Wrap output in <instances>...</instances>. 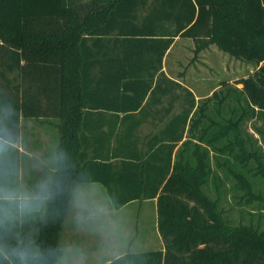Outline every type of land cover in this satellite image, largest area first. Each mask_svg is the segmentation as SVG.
<instances>
[{
	"label": "trees",
	"instance_id": "16d2710c",
	"mask_svg": "<svg viewBox=\"0 0 264 264\" xmlns=\"http://www.w3.org/2000/svg\"><path fill=\"white\" fill-rule=\"evenodd\" d=\"M82 1L0 0V129L12 133L14 145L22 118H55L61 134L52 195L32 214L38 213V236L27 243L31 215L18 217L23 226L15 237L0 218V246L31 245L48 255L46 219L59 209V232L75 184L87 183L100 185L115 211L155 201L163 251L110 264H264V231L233 229L219 200L204 192L221 186L212 160L246 205L264 202L254 193L256 182L264 186V154L243 131L246 123L262 122L255 132L264 143V0ZM99 7L107 8L103 15ZM176 39L192 41L195 57L215 47L258 69L196 102L162 71ZM176 105L181 114L163 124ZM89 115L98 123H89ZM158 117L163 127L140 139L142 125ZM73 121L68 144L65 123Z\"/></svg>",
	"mask_w": 264,
	"mask_h": 264
},
{
	"label": "rangeland",
	"instance_id": "374dc122",
	"mask_svg": "<svg viewBox=\"0 0 264 264\" xmlns=\"http://www.w3.org/2000/svg\"><path fill=\"white\" fill-rule=\"evenodd\" d=\"M83 0L81 3H86ZM99 14L103 15L107 8L99 7ZM193 44L188 40L176 39L171 50L165 56L163 61V73L166 78L174 80L176 83H181L188 89H191L195 94L203 95L204 98L211 96V94L219 89L220 84H227L228 86H235V83L241 79L251 76L258 68L255 65L246 64L241 61L234 60L228 55L218 51L215 47H209L206 51L200 53L197 57L193 55ZM71 68L74 67L76 60L74 57L70 58ZM237 88H241L237 86ZM75 93V90L73 91ZM77 96L74 94L73 107L77 106ZM182 107L176 105L170 115L164 119L167 123L172 117L178 116L182 112ZM167 106L161 105V114ZM159 118H155L157 124L145 123L142 125L140 135L143 138L149 132L156 133L157 130L163 127L159 122ZM61 125V123H60ZM64 138L68 141V135H71L72 130L77 126L76 121L68 124L65 123ZM157 126L156 129L153 127ZM256 128H263L260 121H251L243 126V131L248 134L249 138L257 141L258 148L264 154V143L261 137L255 132ZM26 133V132H25ZM61 134L58 131V145L60 146ZM68 144L65 150H69ZM57 151V150H56ZM66 163L69 164L72 158L68 152H65ZM57 161V159H56ZM70 166H72L70 164ZM255 165L250 164V168ZM211 168L217 173L221 186L219 190L215 189L213 184L205 188L204 192L212 200H219V212H221L224 222L234 228H248L253 226L260 231H264V202L254 201L249 205L241 200L242 194L234 191V180L232 178L226 179V175L215 169V165L211 160ZM40 176V174H37ZM71 178L73 173L70 175ZM66 177L67 174H66ZM248 178L250 182L254 183L251 174ZM6 178L0 175V181L3 182ZM39 180V179H38ZM87 183H76L74 186L73 196L67 203L68 217L61 227L58 223L60 219L59 209L53 211L51 218L46 219L43 229V239L48 252L49 264H63L64 261H80V264H99L102 258L107 254L115 259L119 255H123L120 251L125 245L131 243L133 235L143 234L145 227H151L152 223L149 221V213H144L142 218L137 220L136 216L132 214L130 208L124 210V218L120 214L108 216L105 215L104 200H109V197L103 188L90 187ZM255 194H261L264 198V186L260 182H256L254 186ZM38 188H34V192ZM104 191H103V190ZM89 195V196H88ZM80 196V197H79ZM89 197V199L87 198ZM91 197V198H90ZM39 212V210L37 211ZM94 212L95 214H92ZM38 213L34 214L29 222L27 230V243L33 244L34 237L38 236V229L36 228V221ZM85 214V215H84ZM87 215H92L88 218ZM67 218V220H66ZM4 225L11 231L12 236H17L21 231L22 223L19 218L15 220L4 219ZM48 220V221H47ZM19 226L15 230V225ZM138 227V229H137ZM148 240L153 239L151 233H147L144 244ZM135 240V239H134ZM155 241V240H154ZM152 241L151 246L154 247ZM113 247V252L109 249ZM120 249L117 251L116 249ZM146 247V246H145ZM75 248V252H71ZM137 249L134 246L133 250ZM58 250V253L56 252ZM108 258V257H107Z\"/></svg>",
	"mask_w": 264,
	"mask_h": 264
},
{
	"label": "crops",
	"instance_id": "0c3cea01",
	"mask_svg": "<svg viewBox=\"0 0 264 264\" xmlns=\"http://www.w3.org/2000/svg\"><path fill=\"white\" fill-rule=\"evenodd\" d=\"M190 42L192 43V41ZM57 68H58V64H57ZM56 72H57L56 78L58 79V71ZM17 75H18L17 72L11 73L9 74V79H14V78L16 79ZM178 84L183 86L181 83H178ZM15 86H17V82H15L13 85H10L9 88L10 87L12 88ZM186 89L193 94L196 102L204 99L203 95L195 94V92H193L191 89H188V88ZM103 115L105 118L104 122L107 124L109 122V119L111 118L110 114L104 113ZM121 116H122V113L119 114L120 118H122ZM87 119H88V122L91 124L98 123V120L93 115L92 116L89 115ZM58 122H59L58 119H55V118H48V119L22 118L20 121L19 140L16 144L12 145L9 156L15 162V165H16V175H15L16 184L22 190H25L28 193H33L34 188H38L42 182L47 181L49 182L50 186L52 185L51 178L57 170V161H56L57 151L56 150H57V143H58V129H57ZM155 122L157 121L149 119V123H155ZM104 130L106 131V128H104ZM37 174H40V176H37ZM89 186L90 187L97 186L100 189L102 188L100 187V185H97V184H89ZM88 196L87 198L89 199ZM47 199L48 197L42 201V204L45 201H47ZM104 203L107 205L105 207V215L108 214V216H112L111 214L113 215L120 214V216L124 218V210L130 208L132 211V214L136 216L137 220H139V218H142V215H144V213H147V214L149 213L148 222L152 223L151 227L143 228L144 230L143 234H139L136 236L133 235L132 236L133 239L131 243L126 242L127 243L126 245L124 243V248L121 249V251L120 249H117L115 247L114 249H116L117 251H120L123 254V255H119L116 259L126 256L128 254L163 251L162 241H161L160 235L157 230V216H156L155 201L134 202V203L126 205L125 207H123L122 209L118 211H115L112 208L109 200H104ZM67 214L69 215L68 212ZM92 214H95V213L92 212ZM68 215L66 216L68 217ZM87 216L88 218H92L91 217L92 215H87ZM147 233H151L153 239L151 240L147 239V242L144 244V239ZM152 241L155 242L153 243L154 247L150 245ZM134 246H136L137 249L132 251ZM112 249L113 247L109 249L110 253L113 252ZM71 252H75V248H73ZM114 260H115L114 257L112 256L110 257L107 254L106 257L102 258V262L101 263L99 262V264H110ZM79 262L80 261L72 260L70 262L64 261L62 263L63 264H80Z\"/></svg>",
	"mask_w": 264,
	"mask_h": 264
},
{
	"label": "clouds",
	"instance_id": "9594fccd",
	"mask_svg": "<svg viewBox=\"0 0 264 264\" xmlns=\"http://www.w3.org/2000/svg\"><path fill=\"white\" fill-rule=\"evenodd\" d=\"M14 137L7 129H0V218L15 220L32 215L41 209L42 201L52 195L49 182H42L33 193L22 190L15 182L16 165L9 153ZM48 264V256L31 245L5 248L0 246V264Z\"/></svg>",
	"mask_w": 264,
	"mask_h": 264
}]
</instances>
